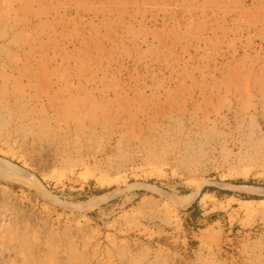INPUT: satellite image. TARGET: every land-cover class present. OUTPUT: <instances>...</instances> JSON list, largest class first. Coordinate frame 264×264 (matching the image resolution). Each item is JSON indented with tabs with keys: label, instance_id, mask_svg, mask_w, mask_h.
Returning a JSON list of instances; mask_svg holds the SVG:
<instances>
[{
	"label": "rangeland",
	"instance_id": "rangeland-1",
	"mask_svg": "<svg viewBox=\"0 0 264 264\" xmlns=\"http://www.w3.org/2000/svg\"><path fill=\"white\" fill-rule=\"evenodd\" d=\"M0 264H264V0H0Z\"/></svg>",
	"mask_w": 264,
	"mask_h": 264
}]
</instances>
